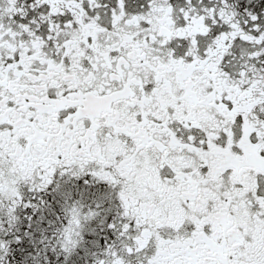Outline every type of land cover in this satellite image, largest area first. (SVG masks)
Instances as JSON below:
<instances>
[{"label": "snow or ice", "instance_id": "6c2138e0", "mask_svg": "<svg viewBox=\"0 0 264 264\" xmlns=\"http://www.w3.org/2000/svg\"><path fill=\"white\" fill-rule=\"evenodd\" d=\"M0 264H264V0H0Z\"/></svg>", "mask_w": 264, "mask_h": 264}]
</instances>
